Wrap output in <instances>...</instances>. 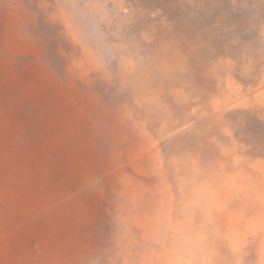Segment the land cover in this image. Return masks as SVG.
<instances>
[{"label":"rangeland","instance_id":"374dc122","mask_svg":"<svg viewBox=\"0 0 264 264\" xmlns=\"http://www.w3.org/2000/svg\"><path fill=\"white\" fill-rule=\"evenodd\" d=\"M0 264H264V0H0Z\"/></svg>","mask_w":264,"mask_h":264},{"label":"bare ground","instance_id":"6f19581e","mask_svg":"<svg viewBox=\"0 0 264 264\" xmlns=\"http://www.w3.org/2000/svg\"><path fill=\"white\" fill-rule=\"evenodd\" d=\"M71 37H73V35H72ZM77 74H78V73H77Z\"/></svg>","mask_w":264,"mask_h":264}]
</instances>
